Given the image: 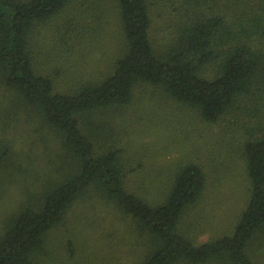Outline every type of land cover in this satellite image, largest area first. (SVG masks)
I'll return each instance as SVG.
<instances>
[{"label":"trees","instance_id":"1","mask_svg":"<svg viewBox=\"0 0 264 264\" xmlns=\"http://www.w3.org/2000/svg\"><path fill=\"white\" fill-rule=\"evenodd\" d=\"M229 1L221 11L225 0H174L169 36L159 46L156 0H0V84L13 94L4 126L24 118L59 140L57 160L44 172L15 161L21 154L0 141V200L15 183L26 190L0 218V264H51L52 233L95 201L111 204L140 232L146 249L139 264H257L251 248L264 242V0ZM110 16L123 38L119 54L98 76L61 86L57 77L66 75L74 52L70 41L102 38ZM50 24L56 44L48 53L50 60L59 56L60 67H44L37 58ZM140 86L196 111L209 125L224 122L232 134L244 129L240 149L251 195L231 234L197 243L182 228L208 187L197 162L179 165L160 202L129 185L121 150L104 131Z\"/></svg>","mask_w":264,"mask_h":264},{"label":"rangeland","instance_id":"2","mask_svg":"<svg viewBox=\"0 0 264 264\" xmlns=\"http://www.w3.org/2000/svg\"><path fill=\"white\" fill-rule=\"evenodd\" d=\"M177 1L179 4L180 0ZM173 2L156 0L153 34L160 42L159 46H164L169 36L167 31H170V18L174 13ZM230 3L229 0L221 2L219 10L226 11ZM160 5L166 6L167 10L160 9ZM49 26L42 35H46V41L37 58L44 67H60L59 56L54 54L50 60L52 54L48 53L56 44L52 38V24ZM105 26L108 30L102 38L70 41L67 48L73 46L74 52L68 53L70 60L64 66V74L69 76H58L57 83L64 87L72 86L71 82L77 84L91 75L96 77L112 64L119 54L123 38L115 18L110 16ZM57 74L56 70L53 71V76ZM12 98L11 91L0 84V141L11 143L21 154L15 161H22L24 166L34 170L36 167L39 171H50L53 161L57 160L55 151L59 149L56 134L52 132L51 135L46 129L40 133L24 118L13 122L7 130L5 115L10 112L7 110L12 106ZM11 116V120L17 118L13 112ZM113 119V126L106 128L104 136L121 150L120 155L128 169L129 185L135 191L150 202H160L170 184L171 174L179 165L197 162L207 172L208 187L200 203L187 214L182 228L193 231L197 243L233 232L251 195V184L240 149L246 137L244 129L232 134L225 130L224 122L209 125L196 111L163 97L147 86H140L135 101L117 112ZM58 166L56 163L54 167ZM15 184L16 189L0 200V218L16 208L25 197V183ZM104 204L95 201L92 209H77L69 216L66 226L52 233L55 250L50 258L51 264L141 262L146 247L140 232L133 231L131 223L111 204ZM262 243L251 248L257 264H264Z\"/></svg>","mask_w":264,"mask_h":264}]
</instances>
